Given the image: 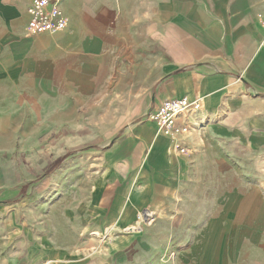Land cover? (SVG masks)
<instances>
[{"label": "crops", "instance_id": "1", "mask_svg": "<svg viewBox=\"0 0 264 264\" xmlns=\"http://www.w3.org/2000/svg\"><path fill=\"white\" fill-rule=\"evenodd\" d=\"M32 2L0 0V116L19 111L36 136L64 125L117 136L87 153L82 189L37 206V217L23 208L19 252L0 264H246L223 248L229 229L201 200L229 191L238 165L263 172L264 0H63L66 28L30 36ZM184 97L203 100L186 134L147 119ZM148 206L158 217L138 245L126 234L104 240L134 229ZM4 237L0 246L12 245ZM173 239L179 250L164 262Z\"/></svg>", "mask_w": 264, "mask_h": 264}, {"label": "rangeland", "instance_id": "2", "mask_svg": "<svg viewBox=\"0 0 264 264\" xmlns=\"http://www.w3.org/2000/svg\"><path fill=\"white\" fill-rule=\"evenodd\" d=\"M22 104L29 111H35L32 112L34 117L29 118V121L36 124L39 120L36 114L37 103L30 100ZM17 105L20 106L21 102ZM19 114V111L14 110L12 118L0 116V225L4 228L0 227V241L4 242L5 233L7 239H13L12 245L0 246V254L10 250L19 252L23 208L29 206L30 212L33 211V216L37 217V206L48 208L60 194L66 192L67 195L71 189H82L84 175L89 172L86 166L91 161L87 153L91 150L102 152L109 141L117 136V131L114 134H76L68 125L36 136L35 133L25 132V119ZM88 120L91 122L101 119ZM111 120L107 119L109 127ZM128 120H124V126L128 124ZM73 140L79 142L72 144ZM37 155L38 159H43V163L37 160ZM256 169L255 166L238 165L236 181L226 182L230 187L229 191L221 190L220 197L212 196V191H207L201 200L203 210L217 215L216 221L229 229L230 237L228 242L224 240L226 244L223 248L244 257L246 264H264V166L262 174L261 167ZM149 213L150 218L153 216L151 220L146 215ZM173 216L172 221H180L179 214ZM157 217L155 208L148 206L139 214L137 224L130 226H136V232L131 231L130 227L123 231H109L107 235H103L104 240L112 241L126 234L131 238L137 237L138 245V240L145 237L140 230L144 232L153 226ZM152 220L153 223L149 224ZM168 245L165 249L167 251L170 247V250L167 251L164 262L168 256L173 259L179 250L174 239ZM173 262L174 260L172 264Z\"/></svg>", "mask_w": 264, "mask_h": 264}, {"label": "built area", "instance_id": "3", "mask_svg": "<svg viewBox=\"0 0 264 264\" xmlns=\"http://www.w3.org/2000/svg\"><path fill=\"white\" fill-rule=\"evenodd\" d=\"M63 0H33L28 7L27 33L36 36L44 33H58L67 26V18L61 8ZM264 26V21H263ZM203 107L200 97L195 99L176 98L164 101L157 109L149 111L147 119L154 122L160 132L166 135H184L189 131L183 120ZM181 152H184L181 149ZM149 218V214H146ZM151 217V216H150Z\"/></svg>", "mask_w": 264, "mask_h": 264}, {"label": "bare ground", "instance_id": "4", "mask_svg": "<svg viewBox=\"0 0 264 264\" xmlns=\"http://www.w3.org/2000/svg\"><path fill=\"white\" fill-rule=\"evenodd\" d=\"M150 216H151V213H149V218H148L149 220H151V219L153 218V216H152V218H150ZM141 218L144 219V218H143V215H141ZM148 219L145 220V221H148ZM153 221H154V220H152L151 222H149V224L153 223ZM135 227H136V226H134V229H132L131 231L136 232L137 227H136V228H135ZM139 230H140V228H139Z\"/></svg>", "mask_w": 264, "mask_h": 264}]
</instances>
